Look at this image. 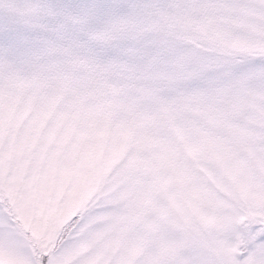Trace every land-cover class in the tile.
Wrapping results in <instances>:
<instances>
[{"label":"snow or ice","instance_id":"6c2138e0","mask_svg":"<svg viewBox=\"0 0 264 264\" xmlns=\"http://www.w3.org/2000/svg\"><path fill=\"white\" fill-rule=\"evenodd\" d=\"M0 264H264V0H0Z\"/></svg>","mask_w":264,"mask_h":264}]
</instances>
